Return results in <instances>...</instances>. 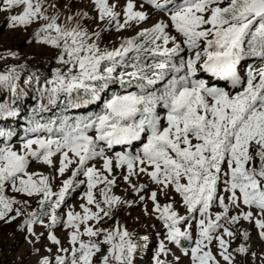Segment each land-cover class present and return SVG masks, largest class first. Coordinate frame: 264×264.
<instances>
[{
	"label": "snow or ice",
	"instance_id": "6c2138e0",
	"mask_svg": "<svg viewBox=\"0 0 264 264\" xmlns=\"http://www.w3.org/2000/svg\"><path fill=\"white\" fill-rule=\"evenodd\" d=\"M0 11L47 49L0 50V222L31 264H136L153 242L151 264H244L241 222L264 240V0ZM141 206L154 241L121 220Z\"/></svg>",
	"mask_w": 264,
	"mask_h": 264
},
{
	"label": "rangeland",
	"instance_id": "374dc122",
	"mask_svg": "<svg viewBox=\"0 0 264 264\" xmlns=\"http://www.w3.org/2000/svg\"><path fill=\"white\" fill-rule=\"evenodd\" d=\"M16 11H18V9H12V13H15ZM6 16V12L0 11V24L3 19H6ZM30 31L31 29H29V32ZM26 35L27 34L19 27L9 28L7 26L5 30L0 28V50H3L4 48H12L13 50L19 49V51L28 55H44L47 49L39 47L36 44L27 43L22 48L18 47V45H20V42L25 39ZM32 167L42 168L43 165L34 163ZM116 191L120 190L116 189ZM73 199H75V197ZM130 211L131 215H128L127 212H122L120 214L121 220L127 222L130 230L134 228L137 233H139L143 228L146 227V225H149L151 223L156 224L155 230L159 229L160 225L158 221H154L151 217L143 216L142 206L133 207L130 209ZM137 216L140 217L139 220L136 219ZM3 223L4 222H0V224ZM241 223L244 227H247L250 230V238L248 241L250 252L243 255L245 264H262V258H264L262 257V254H264V240H261L259 238L257 229H255L254 226L244 221H242ZM8 224H12V226L0 228V243L3 245V248H0V264H31V261L34 260L35 257L30 255V246L22 239L23 233L19 230H16V228L14 227L15 223ZM56 233L57 235H60L61 238H63L64 233L62 228H57ZM16 242L18 243L17 247L15 249H11V246ZM232 246L235 247V242ZM213 251H215V246H213ZM253 252L255 253V258H253ZM176 254L180 256L181 264H186L187 258L184 257L179 251H177ZM150 257L151 250L149 249V254L142 255L141 258H139V263L151 264ZM169 258L171 259V257Z\"/></svg>",
	"mask_w": 264,
	"mask_h": 264
},
{
	"label": "trees",
	"instance_id": "16d2710c",
	"mask_svg": "<svg viewBox=\"0 0 264 264\" xmlns=\"http://www.w3.org/2000/svg\"><path fill=\"white\" fill-rule=\"evenodd\" d=\"M7 20L6 19H3V21L1 22V24H0V28L1 29H3V30H5L6 28H7ZM25 44H27V42H26V40L24 39V40H22L21 42H20V45H18V47H23V46H25ZM30 44V43H29ZM31 44H34V43H31ZM32 56H36V57H39V58H42L43 57V55H32ZM11 227L12 226V224H8V223H3V224H0V228H6V227ZM15 228H16V225L14 226ZM16 230H18V229H16ZM155 231V229L154 230H152V228H149V227H145V228H143L142 230H141V232H139L138 234H140V235H149V239H150V241H153L154 240V238H153V236L152 235H150L151 233H153ZM17 245H18V243L16 242V243H14L12 246H11V249H15L16 247H17ZM152 247H154V242L153 243H150V245H149V247L146 249V251H145V255H148L149 254V249L151 250L152 249ZM0 248H3V245L0 243ZM249 252H250V248H249ZM248 252V253H249ZM144 254H142V255H144ZM142 255H137V257H136V264H140L139 263V258H141V256ZM236 259H237V261H244V264H245V260H244V257H243V255H237L236 256Z\"/></svg>",
	"mask_w": 264,
	"mask_h": 264
}]
</instances>
